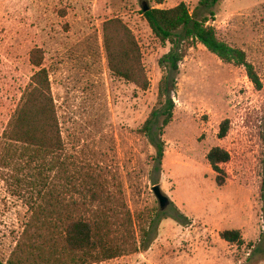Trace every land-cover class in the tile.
<instances>
[{"label": "rangeland", "instance_id": "374dc122", "mask_svg": "<svg viewBox=\"0 0 264 264\" xmlns=\"http://www.w3.org/2000/svg\"><path fill=\"white\" fill-rule=\"evenodd\" d=\"M185 3L208 18L218 38L245 52L264 85V0H0V141L32 77L34 49L45 52L65 144L62 160L101 174L122 191L140 249L98 264H264V87L203 45L188 49L176 76L164 158L141 133L159 108L160 60L172 49L152 33L145 8ZM122 20L135 35L150 81L147 91L113 75L104 24ZM229 120L226 138L219 133ZM228 151L226 183H216L207 155ZM76 169V170H75ZM171 204L162 210L153 188ZM31 212L0 176V261L8 263ZM239 231L243 244L222 239Z\"/></svg>", "mask_w": 264, "mask_h": 264}, {"label": "trees", "instance_id": "16d2710c", "mask_svg": "<svg viewBox=\"0 0 264 264\" xmlns=\"http://www.w3.org/2000/svg\"><path fill=\"white\" fill-rule=\"evenodd\" d=\"M162 5L164 0H156ZM152 33L172 49L160 60L164 74L159 85V108L140 130L156 148L154 158H164L165 129L172 123L176 103V76L188 49L203 45L223 63L243 67L257 91L264 87L244 51L220 40L209 19H196L185 3L170 9L142 11ZM108 65L114 76L147 91L150 81L141 47L120 19L104 24ZM45 52L34 49L31 64L38 68L0 141V176L13 195L23 199L31 217L8 263L98 264L139 251L135 223L122 191L110 193L105 179L94 170L73 171L62 160L65 144L52 94ZM230 122L221 125L219 138L227 137ZM216 183H226L222 165L231 161L228 151L216 147L207 155ZM264 190V178L263 186ZM222 239L243 244L239 231H225Z\"/></svg>", "mask_w": 264, "mask_h": 264}, {"label": "water", "instance_id": "95a60500", "mask_svg": "<svg viewBox=\"0 0 264 264\" xmlns=\"http://www.w3.org/2000/svg\"><path fill=\"white\" fill-rule=\"evenodd\" d=\"M143 10L144 11H148V10H150V7L145 8ZM153 192H154L156 198L158 199V201L160 203L161 209L162 210H166L170 206V204H171L170 199L163 194L162 189H161L160 186H155L153 188Z\"/></svg>", "mask_w": 264, "mask_h": 264}]
</instances>
